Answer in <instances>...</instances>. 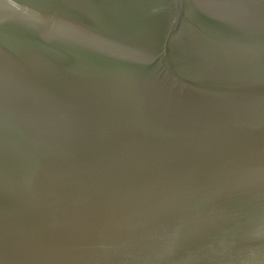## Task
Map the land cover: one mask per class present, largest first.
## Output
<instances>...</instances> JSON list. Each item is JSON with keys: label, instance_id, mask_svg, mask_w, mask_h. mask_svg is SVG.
<instances>
[{"label": "water", "instance_id": "95a60500", "mask_svg": "<svg viewBox=\"0 0 264 264\" xmlns=\"http://www.w3.org/2000/svg\"><path fill=\"white\" fill-rule=\"evenodd\" d=\"M0 264H264V0H0Z\"/></svg>", "mask_w": 264, "mask_h": 264}]
</instances>
